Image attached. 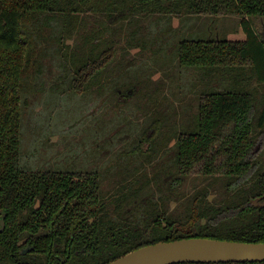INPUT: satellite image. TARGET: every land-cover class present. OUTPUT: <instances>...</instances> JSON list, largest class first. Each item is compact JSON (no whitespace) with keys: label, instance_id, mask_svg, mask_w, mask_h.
<instances>
[{"label":"trees","instance_id":"trees-1","mask_svg":"<svg viewBox=\"0 0 264 264\" xmlns=\"http://www.w3.org/2000/svg\"><path fill=\"white\" fill-rule=\"evenodd\" d=\"M195 15L236 16L245 38H182L173 20ZM252 17H264V0H0V264H106L190 237L264 243V38ZM171 41L176 67L192 80L196 112L192 124L170 131L153 121L167 134L158 163V154L139 151L145 131L134 152L145 162L118 164L110 174L95 164L26 162L29 98L50 99L52 91L54 108L76 93L125 97L139 81L128 76L131 62L115 66L118 50ZM43 135L33 139V158ZM192 177L209 187L223 180L228 202L216 205L204 187L176 214L185 198L165 196L157 181L174 193Z\"/></svg>","mask_w":264,"mask_h":264},{"label":"rangeland","instance_id":"rangeland-1","mask_svg":"<svg viewBox=\"0 0 264 264\" xmlns=\"http://www.w3.org/2000/svg\"><path fill=\"white\" fill-rule=\"evenodd\" d=\"M250 22L256 32L264 38V17H252ZM177 26L184 39L245 38L240 19L236 16H180L173 20V27ZM172 43L153 44L150 48L152 51L142 52L126 48L118 50V55L113 61L115 66L122 60L131 62L128 72L132 75L128 76L139 81V84L135 82L132 94L129 89L127 93L122 94L125 97L118 96L117 99L109 92H103L100 96L93 91L76 93L63 99L62 107L54 108L52 103L56 97L53 101L50 99L56 95L52 91L48 93L52 94L50 99H47L45 94L35 102L33 97L29 98L30 105L24 111L22 138L26 162L31 163L33 160L37 167L49 169L63 164L75 169L82 164L86 168L95 164L93 167L110 174L118 164L127 163L129 167H133L138 162H145L142 157H134V152L139 147L135 141L139 134L145 131L149 137L141 141L139 151H145L148 159L158 154L153 158L154 164L158 163L157 160L162 158L161 143L167 135L164 125L167 131H170V128L188 126L194 122L196 112V94L190 91L189 84L192 80H189V73L186 74L176 67L175 45ZM150 73H153L152 76ZM41 94L42 92L39 93ZM163 112L166 113L164 120V117L161 119L162 115H159ZM68 119L70 121H67ZM154 120L165 123L157 124L158 129L154 130ZM38 135H43V138L37 145L38 151L33 158L30 148L33 147L34 137ZM142 156L144 157L145 153ZM120 157L122 160L119 161ZM167 157H170L169 154L164 159ZM208 182L209 180L201 178H188L184 183L182 181L176 184L174 193L166 192L167 186L162 179L157 181V186L163 190L165 196L172 197L177 194V202L179 198H185L175 211L182 216L188 206V200L192 199L191 194L204 187L209 189L208 198L214 200L216 205L228 202L223 180L217 179L210 187ZM171 208L175 209L174 201Z\"/></svg>","mask_w":264,"mask_h":264},{"label":"water","instance_id":"water-1","mask_svg":"<svg viewBox=\"0 0 264 264\" xmlns=\"http://www.w3.org/2000/svg\"><path fill=\"white\" fill-rule=\"evenodd\" d=\"M4 215L0 233L4 230ZM25 249L24 252H27ZM264 262V243L190 237L146 245L106 264H179V263Z\"/></svg>","mask_w":264,"mask_h":264},{"label":"crops","instance_id":"crops-1","mask_svg":"<svg viewBox=\"0 0 264 264\" xmlns=\"http://www.w3.org/2000/svg\"><path fill=\"white\" fill-rule=\"evenodd\" d=\"M175 25H176V23H175Z\"/></svg>","mask_w":264,"mask_h":264}]
</instances>
